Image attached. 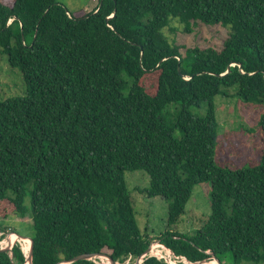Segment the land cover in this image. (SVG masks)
Segmentation results:
<instances>
[{
  "label": "trees",
  "instance_id": "trees-1",
  "mask_svg": "<svg viewBox=\"0 0 264 264\" xmlns=\"http://www.w3.org/2000/svg\"><path fill=\"white\" fill-rule=\"evenodd\" d=\"M173 23L186 34L221 25L228 36L220 49L171 45ZM0 50L24 86L0 100V220L28 217L31 264L141 256L152 241L124 180L135 171L148 175L147 197L167 203L169 226L193 188L210 185V214L191 237L159 235L175 255L264 264V151L258 166L218 167L213 103L235 87L231 97L263 110L264 140V0H98L87 13L0 0ZM0 264H25L19 246Z\"/></svg>",
  "mask_w": 264,
  "mask_h": 264
},
{
  "label": "rangeland",
  "instance_id": "rangeland-1",
  "mask_svg": "<svg viewBox=\"0 0 264 264\" xmlns=\"http://www.w3.org/2000/svg\"><path fill=\"white\" fill-rule=\"evenodd\" d=\"M2 1L7 4L12 2V0ZM57 1L62 3L70 12L83 9L87 13L95 10L98 4V0ZM172 27L176 30L175 32H171L168 28L164 32L171 45L202 48L212 46L220 49L224 39L228 36V29L221 25L201 23L195 26L190 34L184 33L182 27L176 23H173ZM20 76L17 69H12L8 65L6 56L0 50V100L24 94V86ZM236 91L235 87H231L224 91L225 96L218 95L213 101L218 123L215 162L218 167L231 170L260 165L264 151L263 134L259 126V119L263 110L238 98L231 97L235 95ZM190 111L197 116L205 114L203 107ZM175 135L178 136V132H175ZM124 180L138 226L152 242L158 240L159 235L168 230L191 237L210 214L211 189L209 184L204 183L193 188L192 196L185 207V213L177 223L169 226L167 223V203L160 198L150 199L146 195L149 186L148 175L143 171L125 172ZM29 203L30 200L27 197L25 205L29 207ZM0 226L4 228L3 232H0V241L6 240L12 229L17 231L20 236L31 235L28 217L18 219L9 216L3 221L0 220ZM92 259L95 260L96 258ZM213 260L211 259V261ZM96 261L99 264L109 263L105 257H102V260L97 258ZM221 263L232 264V261L229 256H224ZM123 264H135V259H127ZM240 264L252 263L242 261Z\"/></svg>",
  "mask_w": 264,
  "mask_h": 264
},
{
  "label": "built area",
  "instance_id": "built-area-1",
  "mask_svg": "<svg viewBox=\"0 0 264 264\" xmlns=\"http://www.w3.org/2000/svg\"><path fill=\"white\" fill-rule=\"evenodd\" d=\"M11 234H15V233L9 232L6 240H1L0 241V249L1 248H5L7 246H10V248H12L14 245H18L19 248H20V250H21V252L23 253V256L25 257V264H28L27 261H26V259L28 257L29 248H30V241H29V239L28 240L27 239H20L17 236V238L14 241L9 242L8 241V237ZM97 258H102V257H94L95 260H93V259H91V260L94 263L99 264L96 261ZM148 258H155L157 261H161L164 264H197V263H192V262L188 261L183 256L175 255L170 249H168L167 247H165L158 240L150 243L148 253L146 255H142V257H141V264L143 263L144 260H146ZM210 261H207L208 263L206 261L203 262V263L204 264H211Z\"/></svg>",
  "mask_w": 264,
  "mask_h": 264
},
{
  "label": "water",
  "instance_id": "water-1",
  "mask_svg": "<svg viewBox=\"0 0 264 264\" xmlns=\"http://www.w3.org/2000/svg\"><path fill=\"white\" fill-rule=\"evenodd\" d=\"M17 236L20 239H29V241H30V248H29V254H28V257H27L26 261H27L28 264H31L32 256H33V241L30 238H26V237H23V236H20V235H17ZM148 251H149V247L144 251V253L142 255H146L148 253ZM0 252H5V253L10 254L11 248H10V246H7L5 248H1L0 249ZM142 255L135 259V264H141V257H142ZM94 257H105L106 259H108V261H109L110 264H116L108 256H105V255H93V256H91V255H87V254L78 255V256L72 258L69 261H63V262L57 263V264H70V263H73V262H76V261H80V260H91ZM213 259L217 262V264H220L219 261L216 260L214 257H213ZM197 264H204V263L202 262V263H197Z\"/></svg>",
  "mask_w": 264,
  "mask_h": 264
},
{
  "label": "bare ground",
  "instance_id": "bare-ground-1",
  "mask_svg": "<svg viewBox=\"0 0 264 264\" xmlns=\"http://www.w3.org/2000/svg\"><path fill=\"white\" fill-rule=\"evenodd\" d=\"M17 238V235H15V234H11V235H9V237H8V241H14L15 239ZM28 240V239H27ZM102 259V258H101ZM211 264H217V262L215 261V260H213V261H211L210 262ZM109 264V263H108Z\"/></svg>",
  "mask_w": 264,
  "mask_h": 264
}]
</instances>
